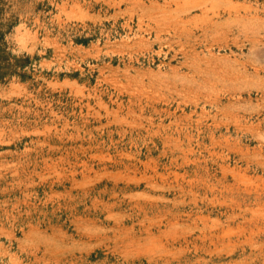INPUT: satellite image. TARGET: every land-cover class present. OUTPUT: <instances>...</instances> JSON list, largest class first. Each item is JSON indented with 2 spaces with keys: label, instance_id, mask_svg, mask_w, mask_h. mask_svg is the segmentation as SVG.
<instances>
[{
  "label": "rangeland",
  "instance_id": "rangeland-1",
  "mask_svg": "<svg viewBox=\"0 0 264 264\" xmlns=\"http://www.w3.org/2000/svg\"><path fill=\"white\" fill-rule=\"evenodd\" d=\"M0 264H264V0H0Z\"/></svg>",
  "mask_w": 264,
  "mask_h": 264
}]
</instances>
